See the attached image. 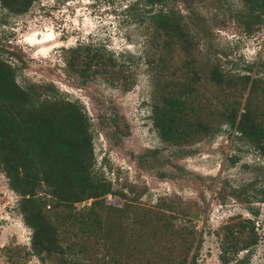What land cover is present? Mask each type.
Returning <instances> with one entry per match:
<instances>
[{
  "label": "rangeland",
  "instance_id": "obj_1",
  "mask_svg": "<svg viewBox=\"0 0 264 264\" xmlns=\"http://www.w3.org/2000/svg\"><path fill=\"white\" fill-rule=\"evenodd\" d=\"M158 9L174 12L200 67L211 64L231 76L264 78V13L250 24L243 19L241 0H166L152 6L140 0H32L18 14L0 7V61L13 69L20 89L73 104L84 114L92 173L109 182L105 202L117 208L104 203L95 208L117 239L106 253H113L110 264L174 263L182 257V244L191 240L188 230L200 236L195 264H221L219 245L226 232L237 233L238 245L249 238L245 220L253 223L256 242L227 254V264H264V157L217 117L227 88L202 80L196 85L198 97L215 112L204 116L208 134L175 146L162 142L151 125L157 91L145 56L156 59L161 49L172 70L183 66L178 44L164 48L168 38L153 31L148 18ZM86 48L100 53L102 61L110 57L123 74L114 69L82 73L79 62L91 55ZM176 74L179 80L190 75L186 68ZM241 94L239 108L246 91ZM252 103L264 108V97L257 95ZM7 153L19 157L17 144ZM7 184L0 169V264H59L55 252L42 258L31 254V230ZM67 184L58 192H73L76 185ZM81 206L71 205L70 212ZM165 226L174 232L163 233ZM93 240L85 243L90 258L96 256L89 264H105V250Z\"/></svg>",
  "mask_w": 264,
  "mask_h": 264
},
{
  "label": "trees",
  "instance_id": "obj_2",
  "mask_svg": "<svg viewBox=\"0 0 264 264\" xmlns=\"http://www.w3.org/2000/svg\"><path fill=\"white\" fill-rule=\"evenodd\" d=\"M140 1L144 6L166 2ZM241 1L245 8L243 19L250 24L257 23L264 13V0ZM31 2L0 0V7L18 14L24 12ZM148 19L156 36L168 38L163 40L164 48L178 44L183 54V66L175 70L171 69L170 61L163 58L161 49L156 51V59L145 56L143 61L157 91L149 117L158 138L177 146L199 134H208L210 125L204 116H213L216 112L222 123L264 157V108L252 103V98L257 95L264 97V78H252L248 74L231 76L211 64L200 67L190 39L174 12L158 9ZM86 50L91 52L88 48ZM68 63L73 65V62ZM79 63L83 67L82 73L90 70L92 74H100L114 69L123 74L114 60L108 57L102 61L96 50ZM184 68L190 75L179 80L176 73H183ZM200 80L217 88H227V97L219 102V112L210 111L204 100L198 97L196 85ZM245 91L239 108L236 98L242 97L241 93ZM13 144H17L19 157L7 153ZM92 166L91 136L84 114L73 104L52 96L40 99L34 89H20L14 83L13 69L0 61V169L9 190L19 197L18 211L24 225L31 230L29 248L34 257L42 258L43 253L52 251L58 255L59 264H82V261L89 264L96 259L94 255L90 258L85 246L92 236L94 245L105 250L108 259L105 264L115 262L113 253H106L112 248V241L117 239L112 238V230L104 227L95 214V208L104 207V204L112 208L105 202L111 194L110 184L92 173ZM67 183L76 185L73 192H58L57 189L64 188ZM38 191L43 194L39 195ZM74 204L82 205L76 214L70 212ZM46 205L48 211L44 210ZM59 211L65 214L61 215ZM243 223L249 227V238L238 245L237 233L233 230L226 232L219 245L218 261L221 264H227V254L234 255L255 244L253 223L249 220ZM173 230V227L165 226L162 232L173 233ZM186 233L191 240L182 244V257L174 263L164 264H195L200 236L193 237L192 230ZM191 249L193 252L188 257Z\"/></svg>",
  "mask_w": 264,
  "mask_h": 264
}]
</instances>
